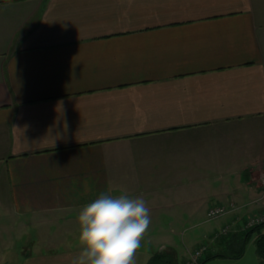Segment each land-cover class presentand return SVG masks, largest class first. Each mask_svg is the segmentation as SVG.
Here are the masks:
<instances>
[{
	"label": "crops",
	"instance_id": "crops-1",
	"mask_svg": "<svg viewBox=\"0 0 264 264\" xmlns=\"http://www.w3.org/2000/svg\"><path fill=\"white\" fill-rule=\"evenodd\" d=\"M109 189L146 201L150 257L177 261L171 228L213 205L240 207L208 237L243 229L264 196V0H0V232Z\"/></svg>",
	"mask_w": 264,
	"mask_h": 264
},
{
	"label": "rangeland",
	"instance_id": "rangeland-1",
	"mask_svg": "<svg viewBox=\"0 0 264 264\" xmlns=\"http://www.w3.org/2000/svg\"><path fill=\"white\" fill-rule=\"evenodd\" d=\"M77 215L76 212L66 218L54 216V218L44 221L39 219L33 221L28 217L21 218L20 220L26 221V224L20 227H13L12 219L4 218L6 228H1L0 232V264H71L73 257L80 251L77 239L79 235ZM223 218L225 215L206 220V216H203L193 226L171 228L174 232L171 233L168 244L175 248L179 264L186 261L194 249L201 247L202 251L198 259V264H200V257L204 253L205 255L209 254L206 252L213 246L211 243L215 242L213 235L208 237V234L204 232L207 228L221 223ZM15 225H19V220ZM251 236L245 241L241 257L212 256L206 259L203 264H259L255 252L254 235ZM147 244L151 246L150 243ZM147 244L144 241L141 242V247H144L145 251L138 250L137 264H153L155 262L152 257L145 254L149 249ZM151 244L153 245L152 242Z\"/></svg>",
	"mask_w": 264,
	"mask_h": 264
},
{
	"label": "clouds",
	"instance_id": "clouds-1",
	"mask_svg": "<svg viewBox=\"0 0 264 264\" xmlns=\"http://www.w3.org/2000/svg\"><path fill=\"white\" fill-rule=\"evenodd\" d=\"M77 222L80 251L71 264H137L151 216L143 197L109 189L81 207Z\"/></svg>",
	"mask_w": 264,
	"mask_h": 264
},
{
	"label": "trees",
	"instance_id": "trees-1",
	"mask_svg": "<svg viewBox=\"0 0 264 264\" xmlns=\"http://www.w3.org/2000/svg\"><path fill=\"white\" fill-rule=\"evenodd\" d=\"M251 235H254L255 252L258 262L259 264H264V222L255 224L248 228H243L240 232H218L215 236H213L215 242L211 244L213 246H218L221 250L214 254L230 258L241 257L245 241L247 238L251 237ZM214 254L209 253L200 257L199 263L203 264L206 259L212 257ZM152 258L155 261L153 264H177V261L173 258V256L170 257L164 251H156Z\"/></svg>",
	"mask_w": 264,
	"mask_h": 264
},
{
	"label": "built area",
	"instance_id": "built-area-1",
	"mask_svg": "<svg viewBox=\"0 0 264 264\" xmlns=\"http://www.w3.org/2000/svg\"><path fill=\"white\" fill-rule=\"evenodd\" d=\"M247 205H254L257 207V210L254 213L245 216V218L241 220V228H248L255 224L264 222V196L262 195L258 196L257 198H253L247 203L242 204L241 206L247 207ZM238 207L240 206L234 204H230L229 206H224L222 204L210 206L206 213V220L215 219L220 216L226 215L229 212H234L235 209H238ZM228 229L229 227L225 225L220 229V232L226 233L228 232ZM201 251V247L194 249L193 252L190 253L189 258L184 262V264H198V259Z\"/></svg>",
	"mask_w": 264,
	"mask_h": 264
}]
</instances>
